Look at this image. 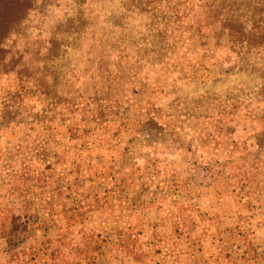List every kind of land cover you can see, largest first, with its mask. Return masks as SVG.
I'll return each instance as SVG.
<instances>
[{
    "label": "rangeland",
    "instance_id": "1",
    "mask_svg": "<svg viewBox=\"0 0 264 264\" xmlns=\"http://www.w3.org/2000/svg\"><path fill=\"white\" fill-rule=\"evenodd\" d=\"M204 1L37 0L9 34L0 264H263L264 0Z\"/></svg>",
    "mask_w": 264,
    "mask_h": 264
},
{
    "label": "trees",
    "instance_id": "2",
    "mask_svg": "<svg viewBox=\"0 0 264 264\" xmlns=\"http://www.w3.org/2000/svg\"><path fill=\"white\" fill-rule=\"evenodd\" d=\"M37 0H0V68L5 71L6 66L8 63V49L4 46V41L9 36V34L16 28L18 24H20L28 15V13L33 9L35 6ZM171 1V0H170ZM205 5H208L211 9L210 12H216V10H213V8H219L220 5L217 4L215 0H205ZM224 29H229L230 33L236 32L240 34L239 41L243 40V26H238L237 28H234L238 24L235 21L232 20H225L223 22ZM227 26V27H224ZM263 43H264V26H263ZM37 189H33L30 191H27L25 195L23 196V202L21 204V209L25 211H36L38 204L35 203L38 199V192H34ZM9 212H14L17 210L15 206L8 208ZM28 217V216H27ZM11 222L7 224L6 231L7 233L3 232L1 234H4V238H6L9 241H15L18 240L21 242L20 238L17 234H20L16 230V228L25 227L27 229V226L36 225L38 223L37 217H28L25 222H20L17 220V218H13L10 220ZM15 230V234L12 233V231Z\"/></svg>",
    "mask_w": 264,
    "mask_h": 264
},
{
    "label": "crops",
    "instance_id": "3",
    "mask_svg": "<svg viewBox=\"0 0 264 264\" xmlns=\"http://www.w3.org/2000/svg\"><path fill=\"white\" fill-rule=\"evenodd\" d=\"M264 246V243H263ZM237 251L234 252V254L232 256H229L228 258L224 257L221 259V264H239V263H245V262H249L252 264H259L260 260H250L248 257H245L246 253L244 251V247L241 244V246L238 244L237 246ZM263 264H264V248H263Z\"/></svg>",
    "mask_w": 264,
    "mask_h": 264
}]
</instances>
